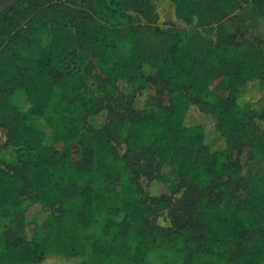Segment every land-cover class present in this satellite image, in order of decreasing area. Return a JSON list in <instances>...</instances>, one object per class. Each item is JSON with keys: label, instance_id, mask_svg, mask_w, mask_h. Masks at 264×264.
Returning a JSON list of instances; mask_svg holds the SVG:
<instances>
[{"label": "trees", "instance_id": "1", "mask_svg": "<svg viewBox=\"0 0 264 264\" xmlns=\"http://www.w3.org/2000/svg\"><path fill=\"white\" fill-rule=\"evenodd\" d=\"M231 1L251 3L264 19V0ZM128 12L139 13L148 25L131 24ZM225 18L221 0H21L3 10L0 40L14 47L0 48V128L7 136L0 148V205H17L26 195L53 207L57 192L70 191L74 202L65 212L63 241L72 235L80 245L79 233L95 218L103 236L130 244L124 256L116 245L100 247L91 240L92 255L103 264H159L161 252L179 255L180 264H264V226L252 229L228 210L242 188L240 148L251 144L264 155V131L251 116L264 120V100L255 111L254 104L236 98V86L250 78L241 79V55L234 35L223 28ZM161 22L181 25L188 34L150 26ZM118 45L128 61L108 65L107 51ZM74 51L83 59L96 58L103 72L96 77V96L78 97L86 80L69 68ZM248 51L264 63L263 50ZM142 65L156 68L146 79L169 89L171 96L191 94L193 105L213 118L224 147L211 149L200 124H181L183 107L137 108L134 93L148 89L147 84L135 88L144 79ZM222 78L228 81L227 94L204 101L206 90ZM256 79L264 87V72ZM145 96L149 106L150 95ZM82 129L96 142L106 136L124 142L126 153L117 163L126 172H138L141 162L143 171L158 162L171 167L184 188L172 211V228L147 221L169 205L166 195L148 196L149 206L121 198L114 207V214L124 213L120 221L101 220L107 210L104 192L95 184L79 186V169L67 157L69 143ZM18 225L23 228L19 220ZM70 247L77 248L73 239ZM45 257L44 249L25 235H7L0 264H42Z\"/></svg>", "mask_w": 264, "mask_h": 264}, {"label": "rangeland", "instance_id": "2", "mask_svg": "<svg viewBox=\"0 0 264 264\" xmlns=\"http://www.w3.org/2000/svg\"><path fill=\"white\" fill-rule=\"evenodd\" d=\"M226 12V18L222 21L223 28L229 34H233L235 42L238 44V51L241 55V79L250 78L244 85H237L236 98L240 101H247L253 105V110L258 111L262 107L264 100V87H260L256 78H260L264 72V63L253 57L249 48H260L264 51V19L259 17L251 3L235 5L231 0H221ZM131 24L148 23L139 13L128 12ZM104 24L108 27L112 22L106 20ZM152 28L162 30L175 29L181 37L188 34L181 25L172 27L169 22L150 25ZM73 30V29H71ZM93 31L89 33L92 34ZM6 40H0V48L10 50L13 45H8ZM108 65L123 64L128 61L125 49L117 46L108 50ZM69 68L81 72L86 80V85L82 89L79 99L86 95H94L97 76H103V72L97 65L96 58H81L76 51L70 58ZM156 68L152 65H142L139 72L143 76V81L137 84V89L141 85H148L145 92L134 93V102L137 108H146L156 111L159 108H168L172 104L183 107L180 110L179 120L181 124H200L204 129L205 143L211 149L224 147V140L215 129L214 120L210 115L201 113L191 102V94L181 93L171 96L169 89L162 88L161 85L152 84L146 78H153ZM227 79L222 78L210 86L202 99L208 103L220 98L227 93L224 91ZM264 83V82H263ZM150 95V104L147 106L146 96ZM238 101V99H237ZM78 107V106H77ZM79 110H81L78 107ZM82 111V110H81ZM254 125L259 131H264V120L251 115ZM102 116L96 121V126L101 125ZM48 135V131H46ZM91 132L82 129L79 136L69 143L67 157L72 167L79 169L76 180L79 186L95 184L97 188L104 192L106 197L107 210L101 215L102 219H112L119 222L123 217V212L115 213L116 201L121 198H132L137 205L146 202L148 196L166 195L169 205L152 215L147 221L159 227L172 228V211L183 195L184 188L181 187L177 178L174 177L171 167L166 162H158L152 170L143 171L144 162L140 163L138 172L132 174L126 172L117 163L126 153L124 142L112 140L105 137V142H96ZM7 141L6 131L0 128V148ZM46 143H50L47 136ZM63 147H59L62 151ZM239 162L241 165L240 180L242 188L235 193V198L229 203L228 210L242 216L252 229L264 226V155L257 153L251 144H243L240 148ZM33 182L35 179L33 178ZM17 205H0V252L5 236L20 237L25 235L29 240H33L41 246L46 257L42 264H103L101 258L92 255L90 241L96 240L100 247L118 246L119 250L127 256L130 251V244L122 239L118 240L112 236H103L100 233L96 221L91 219L87 228L79 233V238H84L83 242L74 240L72 235L63 241L62 234L67 229L65 212L70 209L74 199L70 191H59L56 193V201L53 207H45L38 202H32L26 195L19 198ZM149 206V203L146 202ZM18 220L22 223L21 229ZM23 232V233H22ZM77 248L73 250L70 243ZM79 245V246H78ZM76 254V255H74ZM181 257L171 252H161L159 264H180Z\"/></svg>", "mask_w": 264, "mask_h": 264}, {"label": "water", "instance_id": "3", "mask_svg": "<svg viewBox=\"0 0 264 264\" xmlns=\"http://www.w3.org/2000/svg\"><path fill=\"white\" fill-rule=\"evenodd\" d=\"M21 0H0V13L8 7H11Z\"/></svg>", "mask_w": 264, "mask_h": 264}, {"label": "built area", "instance_id": "4", "mask_svg": "<svg viewBox=\"0 0 264 264\" xmlns=\"http://www.w3.org/2000/svg\"><path fill=\"white\" fill-rule=\"evenodd\" d=\"M50 2H59L61 0H49Z\"/></svg>", "mask_w": 264, "mask_h": 264}]
</instances>
